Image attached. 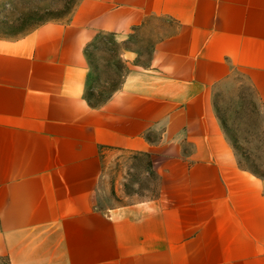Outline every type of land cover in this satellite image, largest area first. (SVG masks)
<instances>
[{"label":"crops","instance_id":"crops-1","mask_svg":"<svg viewBox=\"0 0 264 264\" xmlns=\"http://www.w3.org/2000/svg\"><path fill=\"white\" fill-rule=\"evenodd\" d=\"M101 35L130 67L94 104L88 46ZM237 76L264 109V0H76L64 20L0 35V256L264 264V180L240 166L213 106ZM145 154L157 195L107 202L109 165Z\"/></svg>","mask_w":264,"mask_h":264},{"label":"rangeland","instance_id":"rangeland-1","mask_svg":"<svg viewBox=\"0 0 264 264\" xmlns=\"http://www.w3.org/2000/svg\"><path fill=\"white\" fill-rule=\"evenodd\" d=\"M75 2L0 0V35H16L47 20H64ZM88 52L90 68L85 95L98 104L120 84L130 65L119 55V43L107 35L92 42ZM213 106L240 166L264 180V109L252 87L237 76L234 83L215 91ZM108 170L99 185V192L107 202L147 201L158 193L146 154L113 160ZM0 264H9L8 258L0 256Z\"/></svg>","mask_w":264,"mask_h":264}]
</instances>
